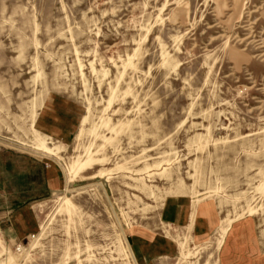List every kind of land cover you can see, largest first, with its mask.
<instances>
[{"label":"rangeland","instance_id":"obj_1","mask_svg":"<svg viewBox=\"0 0 264 264\" xmlns=\"http://www.w3.org/2000/svg\"><path fill=\"white\" fill-rule=\"evenodd\" d=\"M262 53L264 0H0V264H136L128 233L173 195L264 239ZM162 229L185 244L162 264H219L217 230Z\"/></svg>","mask_w":264,"mask_h":264},{"label":"crops","instance_id":"obj_2","mask_svg":"<svg viewBox=\"0 0 264 264\" xmlns=\"http://www.w3.org/2000/svg\"><path fill=\"white\" fill-rule=\"evenodd\" d=\"M41 130L54 136L46 128ZM58 136L61 140H66L65 133L60 132ZM41 165L45 170H41L34 178L50 189L55 181L54 175L47 163ZM32 199L34 197L25 200L23 204H27ZM193 203L194 200L190 196H168L157 218V226L161 228L136 226L128 233L129 249L136 264H162L180 254L179 240L182 237L176 239L174 234L162 229L163 225L171 227L173 232L190 231L194 242L206 243L210 239L206 240L219 226L217 221L219 211L210 203L202 205ZM259 230L256 221L252 218L231 224L222 239L223 242L221 241L216 249L219 264H264V239L260 236Z\"/></svg>","mask_w":264,"mask_h":264},{"label":"bare ground","instance_id":"obj_3","mask_svg":"<svg viewBox=\"0 0 264 264\" xmlns=\"http://www.w3.org/2000/svg\"><path fill=\"white\" fill-rule=\"evenodd\" d=\"M238 2V1H237ZM236 5V4H235ZM232 14H234V12L232 13ZM248 28V27H247ZM248 30H249V28H248ZM146 33V32H145ZM147 36V35H146ZM147 38V37H146ZM249 38V37H248ZM240 40V39H239ZM242 42H243V40H242ZM262 55H264V53H262ZM32 118V117H31ZM88 119H87V117L86 116H84L83 117V119H82V125H81V127L79 128V130H78V132L76 133V135H75V141L76 142H78L79 140H80V138H81V135H82V133H83V131L84 130H86V128H85V126H84V122H86ZM94 123V122H93ZM100 124H101V122H100ZM107 124V119H105V120H103L102 121V125H106ZM95 125V124H94ZM98 125V124H97ZM108 125V124H107ZM97 128V126L95 125V126H92L91 127V130L93 129V131H94V129H96ZM90 129V128H89ZM85 132V131H84ZM99 136V135H98ZM197 138V137H196ZM33 140V139H32ZM48 141V140H47ZM33 144H34V147L37 149V150H40V151H42V152H44V153H47V154H55V153H57L58 151H59V147H56V146H54V147H48V146H46L45 145V142H44V139H43V137L41 136V135H39V134H37V136L34 138V141L32 142ZM191 143V142H190ZM85 152V155H86V157H85V159H79V158H77L75 161H73V163L69 166V168H68V174H69V176H70V178L71 177H74V175H76V174H78V173H80V172H82V171H85V170H87V169H89L90 168V166H91V164L92 163H90V162H93L94 161V159H92V158H90V156H89V152H88V149L86 150V151H84ZM93 153V152H92ZM78 156H80V155H78ZM82 156V155H81ZM167 162V161H166ZM158 163V162H157ZM165 163V162H164ZM67 165H68V163H67ZM154 165V164H153ZM159 165V164H158ZM149 166V165H148ZM156 166V165H155ZM146 167H147V165H146ZM67 169V168H66ZM191 175V174H190ZM137 180H140V179H137ZM144 182V181H143ZM143 182H140V185L138 186L139 187V189L140 190H144L145 188H146V185L143 183ZM182 189V187H177V190L179 191L178 193H180V192H182L183 193V191L181 190ZM151 190H149V192H150ZM168 194H175V193H177V191H168L167 192ZM149 194V193H148ZM151 195V194H150ZM61 202H60V206H65V207H67V208H73L74 206H73V204H72V202H71V200L68 198V197H62L61 199ZM75 205V204H74ZM59 207V206H58ZM64 207V208H65ZM63 208V209H64ZM61 209V208H60ZM234 219V218H233ZM233 219H232V217L231 218H223V219H221L220 221V225L218 226V228H217V232H216V238H215V241H214V243L212 244V246H211V248L213 249V251H210V252H208V258H207V260H206V262H210L209 261V259H211V257H212V255H213V253H214V250H216L218 247H219V245L221 244V241H222V238H223V235H224V233L226 232V230H227V228H228V226H229V224L233 221ZM183 237V236H182ZM121 240V239H120ZM184 240V239H183ZM181 242V251H184L185 250V244H184V242L182 241V240H180ZM208 241V240H207ZM223 242V241H222ZM205 244H207V243H205ZM116 245H117V243H116ZM122 247V246H121ZM202 247V246H201ZM123 248V247H122ZM129 249V248H128ZM16 250L17 251H20V248H16ZM190 250V249H189ZM195 250H197V249H195ZM119 251V250H118ZM117 251V252H118ZM188 251V250H187ZM206 251V250H205ZM124 252V251H123ZM122 251H121V253H123ZM189 252V251H188ZM188 252H187V254H188ZM192 254V253H191ZM195 254V253H194ZM198 256V255H197ZM76 257H77V255H76ZM75 257V258H76ZM126 257V256H125ZM9 258V260H11V257H8ZM182 258H186V253H184V252H182ZM7 259V258H6ZM180 259V258H179ZM8 260V261H9ZM129 260V259H128ZM124 262V261H123ZM77 263H79L80 264V260L78 259V262Z\"/></svg>","mask_w":264,"mask_h":264}]
</instances>
